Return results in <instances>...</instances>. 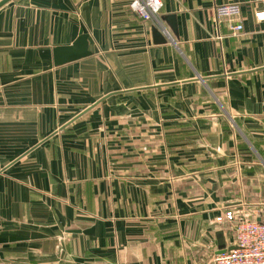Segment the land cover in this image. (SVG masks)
<instances>
[{
	"label": "crops",
	"instance_id": "1",
	"mask_svg": "<svg viewBox=\"0 0 264 264\" xmlns=\"http://www.w3.org/2000/svg\"><path fill=\"white\" fill-rule=\"evenodd\" d=\"M131 1L0 8V264H211L219 232L234 243L216 216L264 222V0H160L150 22ZM81 36L87 55L55 51ZM172 92L209 111L137 110Z\"/></svg>",
	"mask_w": 264,
	"mask_h": 264
},
{
	"label": "built area",
	"instance_id": "2",
	"mask_svg": "<svg viewBox=\"0 0 264 264\" xmlns=\"http://www.w3.org/2000/svg\"><path fill=\"white\" fill-rule=\"evenodd\" d=\"M161 8L160 0H132L130 3V9L144 22L154 20ZM240 12L238 4L221 5L213 10L217 19L236 18ZM254 16L257 21H264V12ZM241 31V23H236L231 27L230 36L237 37ZM214 222L233 226L234 248L214 255L211 264H264V222L251 220L248 214L233 209L216 216Z\"/></svg>",
	"mask_w": 264,
	"mask_h": 264
},
{
	"label": "rangeland",
	"instance_id": "3",
	"mask_svg": "<svg viewBox=\"0 0 264 264\" xmlns=\"http://www.w3.org/2000/svg\"><path fill=\"white\" fill-rule=\"evenodd\" d=\"M145 94L146 93L141 94L140 97H145ZM180 95H181L180 93L178 94L177 92H172V94L168 97L167 102L156 103L155 101H153V104H151L152 105L151 109L148 107L149 105L148 102L145 103L144 100H140V102H138V105H137V110L138 111L154 110V111H163V112H169V113L183 112V111L184 112L185 111H198V112L209 111L210 103L206 96L196 95V92L194 94L191 93L190 96H185V97L180 96ZM150 99L151 98H149V100ZM182 99H184L185 102H182ZM156 138L157 137H154V144H153V148L155 149V152L151 153V157L147 154V158H152L154 161H160V156H161L160 145L158 143H155ZM169 148L170 147H168L167 154L171 157V155L173 154V151L172 149H169ZM127 155L128 153L122 152V153H117V157H114L112 152H107L106 153L105 176L107 177H114L117 175L127 176L129 174L128 169H124L122 167V165L126 164V162L128 161ZM141 158L142 159L144 158V153H142ZM118 163L121 165L120 169L116 167V164ZM153 173L155 174L156 172L154 171ZM108 185H112V183H106V186ZM105 195H108V194H105ZM105 204L106 206H109V205L111 206V202L107 199L105 200Z\"/></svg>",
	"mask_w": 264,
	"mask_h": 264
},
{
	"label": "water",
	"instance_id": "4",
	"mask_svg": "<svg viewBox=\"0 0 264 264\" xmlns=\"http://www.w3.org/2000/svg\"><path fill=\"white\" fill-rule=\"evenodd\" d=\"M10 1H12V0H0V8L3 7L4 5H6ZM170 19H172L171 29L173 30L174 34H176L174 17H171ZM152 32H153V37L156 38L157 42L164 43V41H165L164 38L161 37V34L155 28H153ZM85 43H86L85 36H81L80 38L74 40L72 47H70V48L67 47L66 49H56L55 51L66 52V53L70 54V56H69L70 60H73V59L80 58V57H83V56L88 54V52L86 50H84V51L76 50V47L78 45L81 46L82 48H84ZM217 243H218L217 244V254H222L225 251H229V250L234 248L233 246L226 247L221 232H219V237L217 239Z\"/></svg>",
	"mask_w": 264,
	"mask_h": 264
}]
</instances>
